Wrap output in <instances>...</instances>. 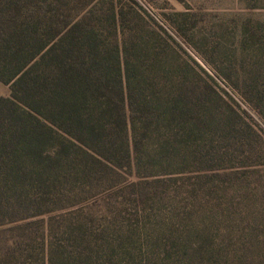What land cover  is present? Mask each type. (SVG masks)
Listing matches in <instances>:
<instances>
[{
  "label": "trees",
  "instance_id": "trees-1",
  "mask_svg": "<svg viewBox=\"0 0 264 264\" xmlns=\"http://www.w3.org/2000/svg\"><path fill=\"white\" fill-rule=\"evenodd\" d=\"M182 53L136 0H0V264H121L110 228L170 179L262 161ZM255 84L232 85L264 116Z\"/></svg>",
  "mask_w": 264,
  "mask_h": 264
},
{
  "label": "rangeland",
  "instance_id": "rangeland-1",
  "mask_svg": "<svg viewBox=\"0 0 264 264\" xmlns=\"http://www.w3.org/2000/svg\"><path fill=\"white\" fill-rule=\"evenodd\" d=\"M136 1L264 141V116L232 85L256 83L264 94V1ZM173 21L185 37L174 30ZM8 95L9 87L0 84V97ZM236 158L228 155L221 163L232 169L175 176L152 202L131 208L127 220L110 228L113 241L129 252L115 260L264 264V156L251 167H241Z\"/></svg>",
  "mask_w": 264,
  "mask_h": 264
}]
</instances>
